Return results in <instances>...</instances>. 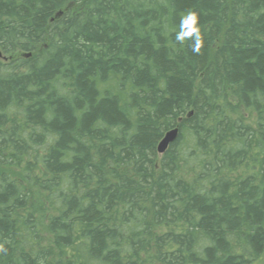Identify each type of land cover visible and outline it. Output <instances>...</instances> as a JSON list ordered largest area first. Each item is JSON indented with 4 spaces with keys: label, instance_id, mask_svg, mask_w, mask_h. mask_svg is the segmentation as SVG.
<instances>
[{
    "label": "trees",
    "instance_id": "trees-1",
    "mask_svg": "<svg viewBox=\"0 0 264 264\" xmlns=\"http://www.w3.org/2000/svg\"><path fill=\"white\" fill-rule=\"evenodd\" d=\"M0 50V264H264V0H0Z\"/></svg>",
    "mask_w": 264,
    "mask_h": 264
},
{
    "label": "clouds",
    "instance_id": "clouds-1",
    "mask_svg": "<svg viewBox=\"0 0 264 264\" xmlns=\"http://www.w3.org/2000/svg\"><path fill=\"white\" fill-rule=\"evenodd\" d=\"M178 27L179 30L174 34L175 41L181 45L190 41L191 51L194 54H199L204 46L199 14L194 10L186 11L180 17V24ZM3 250V247L0 246V251Z\"/></svg>",
    "mask_w": 264,
    "mask_h": 264
},
{
    "label": "water",
    "instance_id": "water-1",
    "mask_svg": "<svg viewBox=\"0 0 264 264\" xmlns=\"http://www.w3.org/2000/svg\"><path fill=\"white\" fill-rule=\"evenodd\" d=\"M0 56H1V52H0ZM177 136H178V128H174L166 132L164 137L158 144V152L160 154H163L167 150L169 145L177 138Z\"/></svg>",
    "mask_w": 264,
    "mask_h": 264
},
{
    "label": "rangeland",
    "instance_id": "rangeland-1",
    "mask_svg": "<svg viewBox=\"0 0 264 264\" xmlns=\"http://www.w3.org/2000/svg\"><path fill=\"white\" fill-rule=\"evenodd\" d=\"M1 51V50H0ZM0 59H4V54L0 56Z\"/></svg>",
    "mask_w": 264,
    "mask_h": 264
},
{
    "label": "flooded vegetation",
    "instance_id": "flooded-vegetation-1",
    "mask_svg": "<svg viewBox=\"0 0 264 264\" xmlns=\"http://www.w3.org/2000/svg\"><path fill=\"white\" fill-rule=\"evenodd\" d=\"M5 59V58H4Z\"/></svg>",
    "mask_w": 264,
    "mask_h": 264
}]
</instances>
